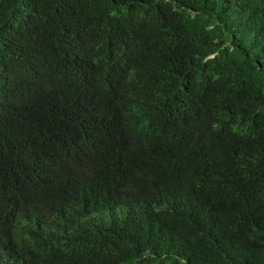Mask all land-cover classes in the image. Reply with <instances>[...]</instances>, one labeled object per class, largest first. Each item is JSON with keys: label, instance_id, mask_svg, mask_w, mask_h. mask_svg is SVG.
<instances>
[{"label": "trees", "instance_id": "16d2710c", "mask_svg": "<svg viewBox=\"0 0 264 264\" xmlns=\"http://www.w3.org/2000/svg\"><path fill=\"white\" fill-rule=\"evenodd\" d=\"M0 264H264V0H0Z\"/></svg>", "mask_w": 264, "mask_h": 264}]
</instances>
